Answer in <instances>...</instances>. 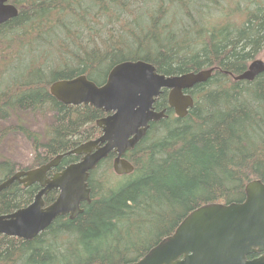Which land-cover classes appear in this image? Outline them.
Segmentation results:
<instances>
[{
    "label": "trees",
    "instance_id": "1",
    "mask_svg": "<svg viewBox=\"0 0 264 264\" xmlns=\"http://www.w3.org/2000/svg\"><path fill=\"white\" fill-rule=\"evenodd\" d=\"M9 2L19 13L0 25V143L23 138L30 148L23 163L0 154V182L101 135L96 121L107 113L60 102L52 83L86 75L100 85L115 65L138 60L165 75L214 71L190 90L185 117L164 90L155 106L168 117L125 155L134 171L118 175L112 155L102 160L77 217L58 216L31 240L1 234L0 264L135 262L195 209L243 202L248 183H264V72L233 77L264 52V0ZM40 188L13 182L0 192V214L29 205Z\"/></svg>",
    "mask_w": 264,
    "mask_h": 264
},
{
    "label": "water",
    "instance_id": "2",
    "mask_svg": "<svg viewBox=\"0 0 264 264\" xmlns=\"http://www.w3.org/2000/svg\"><path fill=\"white\" fill-rule=\"evenodd\" d=\"M18 13L9 0H0V25ZM213 71L214 68H209L165 75L153 64L138 60L115 65L100 85L86 75L52 83L50 92L60 102L89 104L107 113L96 121L101 135L0 182V192L15 181L26 187L35 183L41 187L29 205L0 214V235L31 240L58 216L77 217L84 211L82 203L92 200L90 172L102 160L113 154L116 174L134 171L125 155L147 134L152 122L168 117L167 109L157 110L155 106L164 90H168L170 108L178 117H185L195 104L190 90L206 82ZM262 72L264 59L257 58L234 79L251 81ZM68 155L82 157L49 176ZM52 190H57L58 196L47 205L44 197ZM261 252H264V183L253 180L246 186L243 202L209 203L195 209L173 234L141 259L124 264H264V255L249 259V255Z\"/></svg>",
    "mask_w": 264,
    "mask_h": 264
},
{
    "label": "rangeland",
    "instance_id": "3",
    "mask_svg": "<svg viewBox=\"0 0 264 264\" xmlns=\"http://www.w3.org/2000/svg\"><path fill=\"white\" fill-rule=\"evenodd\" d=\"M257 58L264 59V52L259 54ZM29 148L30 147L25 139L10 137L0 143V154H3L6 157L15 158L23 163L29 156Z\"/></svg>",
    "mask_w": 264,
    "mask_h": 264
},
{
    "label": "flooded vegetation",
    "instance_id": "4",
    "mask_svg": "<svg viewBox=\"0 0 264 264\" xmlns=\"http://www.w3.org/2000/svg\"><path fill=\"white\" fill-rule=\"evenodd\" d=\"M98 137H99V136H98ZM111 155L114 157L113 154H111ZM78 156H79V155H78ZM81 157H82V156H80L79 159H81ZM79 159H78V160H79ZM78 160H77V161H78ZM60 163H61V162H60ZM58 166H59V165H58ZM65 166H66V165H65ZM65 166H64V167H65ZM97 166H98V165H97ZM64 167H63V168H64ZM56 168H58V167H56ZM56 168L52 169L51 171L54 170V172H59V171L63 170V168H62V169H59V170H55ZM51 171H50V172H51ZM50 172H49V176H51V175L54 173V172H53V173H50ZM8 178H10V177H8ZM8 178H7V179H8ZM37 184H38V183H37ZM30 186H31V185H30ZM25 187H26V186H25ZM27 187H28V186H27ZM261 255H264V252L251 254V255H249V259H253V258L259 257V256H261Z\"/></svg>",
    "mask_w": 264,
    "mask_h": 264
},
{
    "label": "bare ground",
    "instance_id": "5",
    "mask_svg": "<svg viewBox=\"0 0 264 264\" xmlns=\"http://www.w3.org/2000/svg\"><path fill=\"white\" fill-rule=\"evenodd\" d=\"M234 76H236V75H233V77H234ZM13 175H14V174H13ZM13 175H11V176H13ZM11 176H10V177H11Z\"/></svg>",
    "mask_w": 264,
    "mask_h": 264
}]
</instances>
